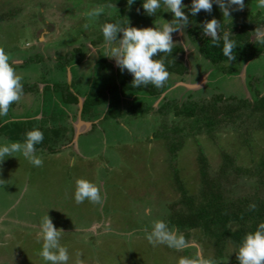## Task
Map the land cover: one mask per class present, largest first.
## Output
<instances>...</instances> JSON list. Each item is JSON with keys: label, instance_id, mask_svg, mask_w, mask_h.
<instances>
[{"label": "rangeland", "instance_id": "374dc122", "mask_svg": "<svg viewBox=\"0 0 264 264\" xmlns=\"http://www.w3.org/2000/svg\"><path fill=\"white\" fill-rule=\"evenodd\" d=\"M183 3L190 16L188 26L200 22L202 27L212 18L226 22L215 2L211 13L202 10L195 16L190 12L191 0ZM244 3L245 8L232 11L231 18L257 21L264 17L256 0ZM109 4L115 7H105L93 22L82 15ZM172 18L163 7L148 15L142 5L101 0H0V47L22 76L24 88L21 101L11 106L7 117H0V124L31 120L26 124L41 130L45 139L36 146L42 167L33 166L21 153L0 163V179L5 181L0 184V264H46L39 255L42 240L38 241V225L46 214L64 231L60 243L68 249V264H75L77 253L83 264H178L180 257L193 255L195 249L178 252L166 245L153 247L144 229H150L154 219L166 221L165 207L178 199L173 177L187 195L196 197L200 188L198 153L205 159L206 173L217 179L228 199L264 198L263 114L242 108L238 116L233 114L207 130L174 114L170 106L161 107L164 101L201 103L212 95H220L223 104L237 99L250 103L262 96L264 44L254 39L255 29L264 28L262 24L248 36L254 53L251 57L212 66L197 54L195 44L185 39L184 31L173 33L175 45L181 47L176 58L184 71L170 74L166 87L154 99L143 91L118 96L110 92L82 114L79 103L64 104L57 90L50 87H65L76 94L78 102L87 90L93 94L106 89L119 76H115V60L105 56L101 26L126 25L128 20L137 28L160 27ZM85 23H90L87 30ZM121 36L118 33V38ZM137 102L149 108L143 111L139 105L138 111L124 113L129 103L136 106ZM4 131H0V144L20 142L7 138ZM173 143L177 146L170 154L167 146ZM222 155L229 163L219 173ZM78 178L101 188L102 205L75 202ZM148 208L150 216L145 215ZM180 233L199 245L205 257L220 264H239L229 243H224L221 256L215 257L212 242L198 230Z\"/></svg>", "mask_w": 264, "mask_h": 264}, {"label": "clouds", "instance_id": "9594fccd", "mask_svg": "<svg viewBox=\"0 0 264 264\" xmlns=\"http://www.w3.org/2000/svg\"><path fill=\"white\" fill-rule=\"evenodd\" d=\"M215 2L224 20L231 21V12L240 11L245 8L244 0H191L190 12L193 16L202 10L211 13ZM128 5H132L134 0H127ZM256 6L264 9V0H256ZM105 7H115V5H98L85 11L82 15L89 22L98 19L105 11ZM142 7L148 15H155L161 7L165 12L173 14L171 21L164 22L160 27L137 28L120 22L104 23L101 26L103 34L102 47L106 50L107 57L113 58L116 66L123 71H127L133 77L132 87L140 88L153 85L162 88L170 79L165 60L155 57L172 54L175 43L173 33L183 34L184 29L189 25L190 20L185 14V4L183 0H143ZM139 12V9H137ZM90 23H85L83 28L87 30ZM222 24L215 18L205 20L202 23V32L206 37H210L213 46L219 47L223 41V54L228 62L236 59L233 50L237 47L236 42L231 39V31H223ZM118 33L122 36L118 38ZM256 43L264 44V28L257 27L254 31ZM184 49H187L185 47ZM22 76L18 74L10 60L9 54L3 47H0V117H7L13 104L19 103L24 95ZM78 102V97L76 99ZM82 102V100H81ZM81 102H79V107ZM39 119V117H36ZM14 121L6 120L5 123ZM51 126V125H49ZM44 134L39 129H32L25 133V139L21 142H5L0 144V163L6 157H15L14 154L21 153L33 166L42 167L43 159L36 155V145L43 142ZM5 181L0 179V184ZM74 200L77 204L89 201L92 204L102 205L104 196L101 188L88 179L78 178L75 181ZM250 210L256 209V204L249 205ZM145 215H151V209H145ZM38 241L42 240V249L39 255L46 264H68L70 256L68 249L60 243L63 229H57L52 219L46 214L38 225ZM145 238L153 246L166 245L178 252L194 248L191 256H182L178 264H220L216 259L205 257L199 245L190 243L179 229L170 227L162 219L151 221L150 229L145 228ZM129 236L133 233H128ZM77 253L75 264H83ZM239 264H264V222H260L254 231L246 233L236 252Z\"/></svg>", "mask_w": 264, "mask_h": 264}, {"label": "trees", "instance_id": "16d2710c", "mask_svg": "<svg viewBox=\"0 0 264 264\" xmlns=\"http://www.w3.org/2000/svg\"><path fill=\"white\" fill-rule=\"evenodd\" d=\"M101 1L105 3L128 5L127 0ZM142 4L143 0H134L132 5L141 6ZM221 24V35L225 30L231 31V39L234 40L237 45L233 50V55L236 56V59L230 62L242 61L251 57L254 53L253 48L248 42V36L258 24L264 26V17L259 18L257 21L255 19L246 20L242 17H235L231 18V21L227 20ZM184 36L189 43L195 44V51L197 54L211 64L210 66L228 62L227 57L224 56L222 51L223 41H220L219 47L213 46L210 40L211 38L203 35L200 22L188 26L184 30ZM180 52L181 47L175 45L172 54L167 56L161 54L160 57L157 56L155 58H163L170 74L179 75L184 71L183 64L176 58ZM99 59H101L102 62L104 61L102 58ZM226 71L228 72L229 69ZM116 75L119 77H116V80L109 84L106 89L93 92V94L90 90L83 93L84 95L79 108L80 113H88L90 106L100 104L110 92L114 93L113 96H118L123 93L129 94L131 92L143 91L149 99H154L166 87L164 85V87L158 89L153 85H148L147 87L141 86L140 88H133L131 83L133 77L130 73L125 70L121 74L118 68L116 69L115 76ZM50 87H54L55 90H57L64 104L74 105L76 103V94L65 91V87L59 84L51 85ZM163 99L165 98L162 97L161 100ZM221 101L220 95H212L209 100L201 103L187 101L182 102L180 105H176L173 102L171 104L168 101H164L161 107L170 106L174 114H180L190 118L191 124L194 125L198 123L207 130L211 129L213 125L215 126L225 118H230L233 114L238 116L242 108L248 109L251 113L258 112L264 115V94L250 103L239 99L224 104L221 103ZM139 105L143 107V111L149 108L148 105L143 106L141 102H137L136 106L129 103L123 111L124 113L136 112L139 109ZM14 121L15 122L12 123H1L0 131L5 130L4 134L7 138L12 140L15 139L23 143L25 133L33 129L32 126L26 124L31 120L23 119ZM12 124L13 126L10 127ZM44 140L45 139H43V142ZM37 145L39 146V144ZM176 146L177 144L175 143L171 144L169 147L167 146V150L171 151L170 154H172V150H174ZM197 161L200 188L196 197L187 195L181 182L176 177H173L172 181L174 183V188L177 190L178 199L171 201L165 207V222H167L169 226L179 229V232H185L191 229L198 230L203 237L212 242L215 257L221 256L224 243L226 242L233 246L234 252L236 253L244 235L250 231H254L260 222H264V198L241 197L228 199V197L223 194L217 179L206 173L205 159L200 153L197 155ZM228 161L229 159L222 155V163L218 168L219 173L225 170L226 164L229 163ZM262 164L259 163V166L262 167ZM252 203L256 204L255 210L249 209V205Z\"/></svg>", "mask_w": 264, "mask_h": 264}, {"label": "crops", "instance_id": "0c3cea01", "mask_svg": "<svg viewBox=\"0 0 264 264\" xmlns=\"http://www.w3.org/2000/svg\"><path fill=\"white\" fill-rule=\"evenodd\" d=\"M67 70H68V66H67ZM68 75L70 76L69 73H68ZM76 104H78V102H76ZM79 108H80V107H78V112H79ZM88 125H89V124H88ZM87 128H88V127H86V129H87ZM86 129H84V130H86ZM84 130H83V131H84ZM73 135H76V132H75V134H73Z\"/></svg>", "mask_w": 264, "mask_h": 264}, {"label": "bare ground", "instance_id": "6f19581e", "mask_svg": "<svg viewBox=\"0 0 264 264\" xmlns=\"http://www.w3.org/2000/svg\"><path fill=\"white\" fill-rule=\"evenodd\" d=\"M77 124H79V123H77ZM82 125V124H81ZM84 126V125H83Z\"/></svg>", "mask_w": 264, "mask_h": 264}, {"label": "water", "instance_id": "95a60500", "mask_svg": "<svg viewBox=\"0 0 264 264\" xmlns=\"http://www.w3.org/2000/svg\"><path fill=\"white\" fill-rule=\"evenodd\" d=\"M79 103V102H78Z\"/></svg>", "mask_w": 264, "mask_h": 264}]
</instances>
